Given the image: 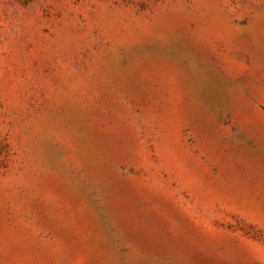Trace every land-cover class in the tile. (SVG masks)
I'll return each mask as SVG.
<instances>
[{"label":"rangeland","instance_id":"1","mask_svg":"<svg viewBox=\"0 0 264 264\" xmlns=\"http://www.w3.org/2000/svg\"><path fill=\"white\" fill-rule=\"evenodd\" d=\"M0 264H264V0H0Z\"/></svg>","mask_w":264,"mask_h":264}]
</instances>
